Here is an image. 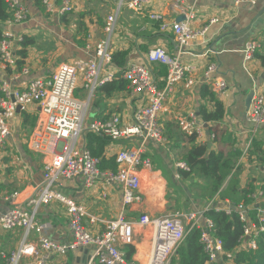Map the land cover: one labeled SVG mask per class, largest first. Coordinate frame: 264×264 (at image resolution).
Masks as SVG:
<instances>
[{
	"label": "crops",
	"instance_id": "obj_1",
	"mask_svg": "<svg viewBox=\"0 0 264 264\" xmlns=\"http://www.w3.org/2000/svg\"><path fill=\"white\" fill-rule=\"evenodd\" d=\"M71 1L73 11L67 13L62 11L60 0H45L44 6H39L36 0H20L28 10V19L22 23L5 24V29L17 37L27 36L33 39V44L29 46L27 57L20 68L17 62L21 59L17 54L18 42L14 50L15 65L11 68L0 67V77L11 80L14 88L22 89L37 78H50L61 63L90 60L94 57L95 47L106 37L104 26L107 18L115 14L119 0ZM180 1L183 4L170 0H150L145 12L133 11L127 7L118 12L117 29L112 37L111 47L113 52L126 53L125 66L133 62H146L147 52L155 46L164 47L173 56L179 54L174 33L162 31L158 22L150 20L149 12L159 11L166 20L173 21L184 15L185 8L194 5L196 19L192 21L193 26L197 29L207 27L208 30L203 39L187 46L184 52L179 54L183 63H192L195 66L192 74L195 83L190 88L185 81L174 84L165 99V110L160 117L165 141L149 142L148 151L153 162L150 172L155 173L158 180L151 179L149 171L141 169L145 188L143 202L133 208H124L123 189L120 185L107 183L102 178L94 186L88 187L85 186V178L79 176L63 181V187L58 188L62 194L85 207L89 215L83 217V224L95 234L103 232L105 221L116 217L120 212H124L131 220L137 219L142 213L157 217L164 213H187L203 209L210 202H207L208 197L201 195V185H207L206 181L202 178L184 181L181 177L182 169L176 168V162L182 161L181 156L193 143H207L210 145L208 148L214 150H239L241 154L237 161L239 163L241 159L244 166V173L239 174V184L242 187L253 184L256 195L262 191L264 174L252 175L251 178L245 175L247 171H252V166H256L255 169H259V166L264 169V127L256 126L247 116L250 94L264 93V0H259L256 4L239 5L231 1ZM253 38L260 41V48L256 59L249 65V68H252L251 75L245 69L242 49L245 43ZM212 63L217 67L216 74L228 85L227 92L218 98L223 102L225 117L218 122L221 131L216 141L209 131V126L214 124L203 122L200 115L203 102L200 91L203 85L211 88L205 81V73ZM159 65L161 64L151 66L159 87H164L166 76L157 74ZM25 68L27 72L24 71ZM75 96L83 101L88 100L89 93L83 89L81 78L78 79ZM143 100L142 95L131 91L128 82L125 89L111 94L98 89L90 100L87 124L107 120L113 114H119L123 124H130L135 110L142 106ZM190 113L196 114L204 130L203 135L194 142L188 140L179 124V119L188 117ZM39 114L38 104H32L20 112L17 110L11 125V134L4 148L0 150V216L12 206L25 204L34 194V188L44 185L46 159L28 146V139L38 123ZM247 140L251 141V148L249 153L244 155L243 149ZM134 144L133 139H111L105 146L104 157L116 159V154L122 148ZM117 165L119 167L118 163ZM100 170L112 171L101 168ZM14 193H18L15 200L5 199ZM215 201L218 203L220 200ZM224 202L230 204L228 200L222 201ZM254 204L264 212V194L254 199ZM90 215L97 220L92 222ZM38 217L46 224L41 237L57 243L72 240L69 214L59 200L42 204ZM247 225L252 227L253 222L249 220ZM24 235L23 229L14 232L0 230V254L2 250L11 251L18 248ZM29 238L32 241L39 239L37 234H32ZM130 248L133 253L129 258ZM151 248V228L136 225L135 242L125 246L123 252L128 260L136 264H146ZM94 251L95 247L92 245L77 248L66 255L50 254L43 264H87ZM28 258H24L23 263ZM213 263L234 264L233 259L225 261L222 256ZM0 264H3L1 258Z\"/></svg>",
	"mask_w": 264,
	"mask_h": 264
},
{
	"label": "built area",
	"instance_id": "obj_2",
	"mask_svg": "<svg viewBox=\"0 0 264 264\" xmlns=\"http://www.w3.org/2000/svg\"><path fill=\"white\" fill-rule=\"evenodd\" d=\"M13 11V18L6 24L22 23L28 19L29 13L20 0H7ZM63 12L73 11L71 0H60ZM150 0H119L115 14L107 18L104 29L106 37L95 47L94 57L90 60H76L61 63L48 79L37 78L26 87L14 88L11 80L0 77V150L6 145V140L11 134L18 107L26 110L32 104H38L40 114L38 123L28 139L29 148L45 157L44 185L36 186L34 194L25 204L12 206L0 216V230L14 232L23 229L25 235L20 246L11 251H1L0 258L3 264H43L50 254L66 255L80 247L94 246L95 251L87 264H136L126 258L123 249L135 242V226H149L152 231V248L146 264H169L184 242L189 230L199 229L201 241L208 256V263H213L223 257L225 251L222 240L213 233L214 222L207 212L216 207L209 202L203 209L192 210L187 213L171 212L157 217L142 213L137 219L129 220L124 212L116 217L106 220V227L101 233H93L83 224V217L89 215L85 207L73 199L62 194L58 188L63 187V181L79 176L85 178V186L92 187L100 179L107 183H116L123 189V207H136L143 202L144 177L141 169L150 173V178L158 180L155 173L150 172L153 164L148 154L149 142L163 143L165 133L160 124V117L165 110V99L174 84L185 81L187 87H192L195 79L192 76L195 66L183 63L179 54L184 49L203 39L208 28L197 29L192 21L196 19V8H185V20L168 21L159 12H149V18L160 24L164 32L172 31L179 54L173 56L162 46L151 48L146 54L144 63H128L124 68L113 64L112 37L117 29L118 12L124 7L133 11L145 12ZM178 4H183L180 0ZM217 2L231 1L235 5L248 3L256 4L259 0H214ZM48 3V2H47ZM49 5V4H48ZM217 21V20H213ZM13 32L5 29L0 41V67L11 68L15 65V45L20 41ZM260 48L258 39H249L242 49L245 69L252 75L250 63L256 59ZM161 64L168 68L166 84L159 87L155 79L154 69L151 65ZM27 72V69H24ZM129 83L130 89L144 97L143 104L133 114L130 124H123L119 114H113L107 120L94 121L87 124L90 100L94 93L104 84L113 81L116 74ZM217 73L214 63L206 70L205 81L210 85V90L218 99L228 90L226 81ZM82 79V87L89 93L88 100L83 101L75 96L78 79ZM220 100V99H219ZM212 109L213 104L209 100ZM248 120L256 126L264 127V93L257 92L253 95L249 109ZM180 128L186 135H196L200 138L203 126L195 113L179 119ZM96 132L111 139H133L135 144L122 148L116 154L119 167L116 171H102L99 168V159L91 155L86 146V133ZM214 139L215 134H211ZM251 148V141L244 144L243 153L246 155ZM177 169H188L183 161L176 162ZM263 196V191L254 199ZM18 193L6 196L5 199L15 200ZM59 200L66 207L69 214V229L72 240L66 243H57L46 237H41L46 224L38 217V210L42 204L52 200ZM257 205V204H256ZM226 212L230 208L226 207ZM241 218L246 222L241 250L255 249L257 236L264 231V212L257 209L258 223L249 216L247 206H238ZM91 216V215H90ZM92 222L97 218L91 216ZM253 222L249 227L248 221ZM188 221V223H186ZM37 234L39 239L30 240V235ZM246 237H249L246 240ZM29 257V258H28ZM28 258L23 263V259ZM32 259V261H31Z\"/></svg>",
	"mask_w": 264,
	"mask_h": 264
},
{
	"label": "trees",
	"instance_id": "obj_3",
	"mask_svg": "<svg viewBox=\"0 0 264 264\" xmlns=\"http://www.w3.org/2000/svg\"><path fill=\"white\" fill-rule=\"evenodd\" d=\"M44 1L36 0L39 6H42ZM12 18L13 11L8 1L0 0V41L3 38L6 22ZM32 44L33 39L27 36H22V39L18 41L17 54L21 57L17 61L19 68L23 65L24 59L27 57L28 48ZM126 57L125 52L115 51L112 54L114 66L125 67ZM121 74L119 73L118 77L116 74V78L113 81L102 85L99 90L101 89L106 91L107 94H111L112 92L125 89L127 81L122 78ZM157 74L159 76H166L168 68L165 65H159ZM200 92L203 101L200 107L201 119L203 122L214 124L209 126V131L211 134H215L214 139L216 141L221 131L218 122L225 117L224 105L221 100L215 97V94L207 85H203ZM1 95L2 92L0 91ZM209 100L213 104L212 109H210ZM186 137L190 142H194L197 138L195 134L186 135ZM110 140L111 138L108 136H103L96 132H88L86 135V146L91 155L99 159V168L116 171L118 168L116 159L104 157L105 146ZM257 144L256 142L255 146ZM240 154L239 150L237 151L233 148L229 151L222 148L214 150L208 148L207 143H193L188 151L181 156V160L188 166V169L181 170V177L184 181L202 178L207 183V185H201L202 197H208L207 202L213 200L214 203H217L215 200H220L218 203L221 204V208H212L207 212V215L214 222V235L222 240L225 251L223 259L225 261L233 259L234 264H264V231L258 234L257 247L255 249L241 250L246 222L241 218L238 206L240 204L247 207L251 205V207H248L249 209L251 208L249 216L253 217L257 223L258 219L256 218L257 209H255L256 205L254 204L253 197L255 187L251 183L242 187L239 184V174L235 171ZM262 191L264 194V185L262 186ZM227 200L236 207V209H230L229 213L226 212V209H228L226 208L228 207L227 203H222V201ZM132 250L130 248L128 253L129 258L133 253ZM228 253H231V255H228ZM207 263L208 256L201 241V231L199 229H191L169 264Z\"/></svg>",
	"mask_w": 264,
	"mask_h": 264
},
{
	"label": "rangeland",
	"instance_id": "obj_4",
	"mask_svg": "<svg viewBox=\"0 0 264 264\" xmlns=\"http://www.w3.org/2000/svg\"><path fill=\"white\" fill-rule=\"evenodd\" d=\"M254 149V147H252V149L251 150H253ZM248 153H249V151H248ZM247 153V154H248ZM242 158V157H241ZM248 159V158H247ZM261 166H259V169H255L256 168V166H252L251 167V172H250V170L249 171H247V174L245 175V177H252V175H262V174H264V169H261L260 168ZM244 166H243V162L241 161V159H240V161H239V163L237 162V168L235 169V171H236V173H238V174H242V173H244Z\"/></svg>",
	"mask_w": 264,
	"mask_h": 264
},
{
	"label": "water",
	"instance_id": "obj_5",
	"mask_svg": "<svg viewBox=\"0 0 264 264\" xmlns=\"http://www.w3.org/2000/svg\"><path fill=\"white\" fill-rule=\"evenodd\" d=\"M185 18H186L185 15H182V16L178 17L177 21H183V20H185ZM252 97H253V93L250 94V96H249L248 104H247V110L249 109V106H250V103H251ZM20 108H21V107H18V108H17L18 112H20V110H21ZM206 126H207V125H206ZM208 147H210L209 144H208ZM215 206H216V207H221V204L216 203ZM228 207H229L230 209H236L235 205H233V204H229ZM248 239H249V237H246V240H248ZM212 264H214V263H212Z\"/></svg>",
	"mask_w": 264,
	"mask_h": 264
}]
</instances>
